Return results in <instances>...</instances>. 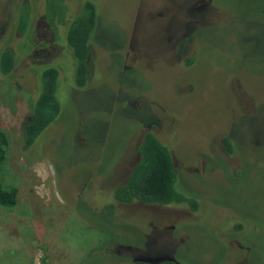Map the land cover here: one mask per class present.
<instances>
[{
    "label": "rangeland",
    "instance_id": "374dc122",
    "mask_svg": "<svg viewBox=\"0 0 264 264\" xmlns=\"http://www.w3.org/2000/svg\"><path fill=\"white\" fill-rule=\"evenodd\" d=\"M77 1L0 0V50L17 64L0 75L3 183L17 189L0 207V264H264V0H96L81 88L61 45ZM20 5L59 69L60 112L28 148L18 124L39 58ZM147 130L196 211L111 200Z\"/></svg>",
    "mask_w": 264,
    "mask_h": 264
},
{
    "label": "trees",
    "instance_id": "16d2710c",
    "mask_svg": "<svg viewBox=\"0 0 264 264\" xmlns=\"http://www.w3.org/2000/svg\"><path fill=\"white\" fill-rule=\"evenodd\" d=\"M96 0H78L77 9L66 21L61 22L64 49L72 60V85L76 88L84 87L89 78L92 61V36L96 22ZM26 5H20L16 13L17 27L20 33L36 37L38 44H27L36 51L31 53L30 59L39 58L33 76L28 79L31 87L26 99V112L21 116L18 124L20 142L23 148L30 147L39 135L56 119L60 112V105L56 95L59 79V69L56 64L41 52L47 45L45 37L38 35L39 29L29 25V12ZM33 29V30H32ZM37 29V31H36ZM30 30V31H29ZM29 31V32H27ZM36 31L37 35L32 34ZM43 37V38H42ZM52 44V43H51ZM53 45V44H52ZM55 45V44H54ZM52 48H57L54 46ZM57 45V44H56ZM59 46V45H58ZM59 51L62 49H58ZM33 54V55H32ZM39 64V65H38ZM16 58L12 50L4 47L0 50V75L9 76L16 68ZM8 138L0 129V207L13 208L17 200V189L3 183L2 167L6 160ZM138 161L130 169L126 180L111 189L110 195L114 202L128 205L140 203L146 205H184L188 210H197L198 200L179 189L178 173L174 157L169 148L146 133L137 149ZM131 264H177L173 259H163L152 262L136 259Z\"/></svg>",
    "mask_w": 264,
    "mask_h": 264
},
{
    "label": "flooded vegetation",
    "instance_id": "af4514ba",
    "mask_svg": "<svg viewBox=\"0 0 264 264\" xmlns=\"http://www.w3.org/2000/svg\"><path fill=\"white\" fill-rule=\"evenodd\" d=\"M146 133H151V135H153V133L150 131V130H147V131H145V132H142V134L140 135V137L138 138V140H137V142H136V144H135V146H134V159L132 160V162H131V164H130V166L128 167V170H127V172H126V174H125V176H124V178H123V180L120 182V183H117L114 187H116V186H118L119 184H122L125 180H126V177H127V175H128V173H129V171H130V169L132 168V166L138 161V153H137V151H136V149H137V147H138V145H139V143H140V141H141V139H142V137L146 134ZM154 136V135H153ZM155 137V136H154ZM156 138V137H155ZM113 187V188H114ZM111 200H112V198H111ZM113 201V200H112ZM114 202V201H113ZM114 203H116V202H114ZM117 205H122V206H124V207H131V206H133V205H138V206H166V205H146V204H140V203H131V204H128V205H124V204H119V203H116ZM198 205H199V202H198ZM200 206V205H199ZM198 206V207H199ZM137 216H139V215H137ZM143 217H145V218H147V220H154L152 217H149L147 214L146 215H142ZM145 260H147V259H145ZM149 261V260H148ZM151 261V260H150ZM159 261H161V260H157V261H152V262H159Z\"/></svg>",
    "mask_w": 264,
    "mask_h": 264
}]
</instances>
